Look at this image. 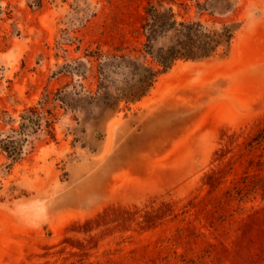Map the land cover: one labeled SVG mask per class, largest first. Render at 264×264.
I'll return each instance as SVG.
<instances>
[{
    "label": "rangeland",
    "instance_id": "rangeland-1",
    "mask_svg": "<svg viewBox=\"0 0 264 264\" xmlns=\"http://www.w3.org/2000/svg\"><path fill=\"white\" fill-rule=\"evenodd\" d=\"M0 264H264V0H0Z\"/></svg>",
    "mask_w": 264,
    "mask_h": 264
},
{
    "label": "trees",
    "instance_id": "trees-1",
    "mask_svg": "<svg viewBox=\"0 0 264 264\" xmlns=\"http://www.w3.org/2000/svg\"><path fill=\"white\" fill-rule=\"evenodd\" d=\"M145 14L146 18L142 29L146 33V43L143 47L147 54L153 59L155 65L159 67L158 69L149 67L145 70V75H143L139 81L142 84H146V87H150L156 77L170 69L175 61L179 59H194L199 56L206 57L214 51L215 45H211L213 41L210 40L209 37L205 36L202 40L198 36L196 28L199 25H185L184 23H179V28H175L176 23L173 20L174 16L171 10H168V14H164L157 11L154 7H150L146 10ZM170 30L176 32L177 40L175 44L167 49L159 48L155 53H152L151 42L158 35ZM214 42L218 44V41Z\"/></svg>",
    "mask_w": 264,
    "mask_h": 264
},
{
    "label": "bare ground",
    "instance_id": "bare-ground-1",
    "mask_svg": "<svg viewBox=\"0 0 264 264\" xmlns=\"http://www.w3.org/2000/svg\"><path fill=\"white\" fill-rule=\"evenodd\" d=\"M179 66V65H178Z\"/></svg>",
    "mask_w": 264,
    "mask_h": 264
}]
</instances>
